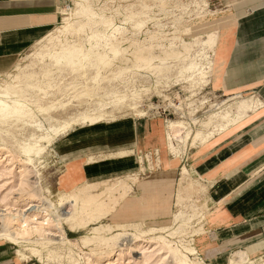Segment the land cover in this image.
I'll return each instance as SVG.
<instances>
[{"label":"rangeland","instance_id":"1","mask_svg":"<svg viewBox=\"0 0 264 264\" xmlns=\"http://www.w3.org/2000/svg\"><path fill=\"white\" fill-rule=\"evenodd\" d=\"M65 4L67 5H62L60 9L59 24L45 38L25 52L9 73L0 76V86L23 84V88H27L28 91L35 89L34 99L37 98L33 101L34 103L27 102L32 113L31 116L22 119L26 122L21 119L20 122L16 121L14 117L12 119L4 117L5 121L3 117L2 120L0 119V130L4 129L0 131V148L3 149L0 150V215L7 212L6 209L11 210L12 213L21 211L27 215L32 214L33 209H27L32 203L22 197L21 189L26 183L28 185L26 188L29 187V190L35 193L33 204L39 203L47 206L49 202L56 203L61 195L55 188L62 167L54 146L57 139L63 135L57 137L42 154L36 156L32 153V162L27 163L23 161L24 155L18 154L15 141L29 140L30 131H34L36 135H43L49 128L63 121L95 112L103 113L105 117H108L101 123L123 117L142 116L159 118L166 125L167 121L177 120L187 125L189 136L184 141L181 139L179 143L173 142L177 150L174 153L169 149L171 153L169 154L183 156L189 143L190 146H195L208 139L209 132L213 134L217 131L218 125L225 122L221 120V115L227 113L233 115L237 101L242 99L215 97L208 91L213 71L212 47L219 25L217 20L224 13L217 9L216 0H67ZM76 6L88 9L89 13L77 10L69 29L64 33H58V28L63 24L66 13L73 11ZM144 7H148V10ZM141 8L145 9V13ZM133 10L136 14L128 16L130 15L128 12L133 13ZM74 42H81L80 47L83 52L88 50L94 53L95 50H100L103 56L101 54L102 57L98 62L102 64H99L97 68L91 63L86 69L72 68L62 62L63 59L66 60V53L62 52L64 55L61 52V54L58 53L60 50L56 51L53 48V51H46L43 55L34 51L40 43L48 44V46L53 44L61 46ZM106 44L109 45L106 46ZM31 58L35 60L31 61ZM194 59L202 62L203 71L208 72L205 73L206 82L198 81L194 84L196 79L187 69V65ZM95 62L97 63V60ZM29 74L35 80L28 81ZM132 105L138 106L139 114L132 113L130 109ZM124 112L126 114H122ZM212 113L216 114L217 120L215 119L208 128L203 129L202 122ZM110 116H113V120ZM31 119L33 124L29 121ZM24 123L28 125L25 126ZM18 126L21 128H17ZM201 131L203 132L202 138L191 139L192 135ZM166 133L168 134V131ZM204 135L205 139H203ZM30 143L37 142L32 140ZM136 178L135 176L126 180L134 182ZM188 181L192 186L184 188L181 187L183 180H180L175 208L172 212L173 217L171 216L165 224L154 226L143 222L117 224L118 220H115L113 216L119 208V199L124 197L127 191L123 196L121 195L122 197L120 193L116 195L119 199L113 211L111 210L105 218L88 223L76 233L70 231L63 223H52L48 225L49 231L52 232L51 238L32 240L19 245L0 238V244L11 247V251L18 258L37 260L39 264H87L83 253L91 254L95 263L99 257V250H110L112 247L104 248L102 246L104 243L99 240L89 241L91 232L94 231L93 228L98 226L103 235L121 232L123 236L121 235L118 239V243H122L121 247H127L129 243L126 241L133 235L149 237L159 234L164 235L168 241L170 240L169 242L173 241L170 243L172 247L174 243L175 246L183 248L182 251H185L186 247L191 249L193 248L192 236L197 233L194 224H199L202 220L203 209L198 203L201 190L195 187L196 183L194 184L191 180H187V183ZM117 182L106 186H113ZM88 189V187L79 188L69 194ZM106 197L108 198V194L106 195L105 192L100 195L102 199H107ZM55 215L56 213H53L51 217ZM38 219H41L40 216ZM2 229L0 221V232ZM60 234L67 239L74 240L77 244H69L65 239L59 240ZM94 249L99 250L95 252ZM188 249L184 253L189 258L201 261L196 253H190ZM131 255L130 259L139 256L138 252H133ZM127 259H129L128 256H125L117 262L125 264ZM263 262L264 258L258 261L259 264ZM235 264L256 263L246 260V262L241 261Z\"/></svg>","mask_w":264,"mask_h":264},{"label":"crops","instance_id":"2","mask_svg":"<svg viewBox=\"0 0 264 264\" xmlns=\"http://www.w3.org/2000/svg\"><path fill=\"white\" fill-rule=\"evenodd\" d=\"M62 5L61 0H0V76L59 24ZM216 5L224 13L217 20L208 91L242 98L251 108L204 142L189 143L183 156L170 155L166 124L156 117L79 125L55 142L62 167L55 188L69 194L97 186L99 193L136 176L113 218L117 224L154 226L173 217L180 180L184 188L191 180L201 190L203 209L192 236L197 258L205 264H259L264 258V0H216ZM236 116L234 109L230 118ZM0 264L39 263L0 244Z\"/></svg>","mask_w":264,"mask_h":264},{"label":"bare ground","instance_id":"3","mask_svg":"<svg viewBox=\"0 0 264 264\" xmlns=\"http://www.w3.org/2000/svg\"><path fill=\"white\" fill-rule=\"evenodd\" d=\"M79 3L80 2H78V4ZM81 4H82V2H81ZM142 5H143V3H142ZM80 6H78V7L76 6V8H74L73 11L66 13L67 17L66 16L64 17L63 24L58 28V33H60V34L64 33V32H66V30L69 29L68 27L70 26L71 21L74 20V16L76 15L77 10H80V11L82 10V11L88 12L87 11L88 9H86V10L84 9L85 8L84 5H83L84 8L80 7ZM143 6H145V5H143ZM144 8H141L143 12L148 7L145 9ZM134 10H137V9H134ZM134 10H133V13L128 12V13H130V15H128V16H133L134 14H136V12L134 13ZM128 13H126V14H128ZM77 18H78V16H77ZM101 19H103V18H101ZM104 19H105V17H104ZM124 19H126V18H124ZM71 31H73V30L71 29ZM91 40H93V39H91ZM80 45L82 46L81 42L80 43L74 42L73 44H69V45L64 44L61 46L59 44H56V45L53 44V45L48 46V44L40 43V44H38V46L36 47V49L34 51H36L38 54L43 55L46 51L52 50L53 48L56 49V51L60 50V51H58V53H60V52L61 53L64 52V54L66 53V55H65L66 60L63 59L62 62H64V64H68V66L70 65L72 68L73 67H80L82 69L83 68L86 69V68H88L90 63L94 66L96 65L95 67L97 68L99 66V64H102V62L101 63L98 62L100 60V58L103 56V53H101L100 50H95L94 53L93 52L90 53V52H88V50L86 52H83L81 50ZM108 45L109 44H106V46H108ZM50 53L52 55V52H50ZM116 53H117V51H116ZM101 54H102V56H101ZM57 55H59V54H57ZM54 57H55V55H54ZM61 57H63V56H61ZM61 57H60V59H61ZM31 59H32L31 61L35 60L34 58H31ZM96 60H97V63L96 62L94 63V61H96ZM210 60H212V59H210ZM55 63H56V61H55ZM208 63H210V62H208ZM61 64H63V63H61ZM202 64H203L202 62L195 61V59H194V61H191V63H189L187 65V69L193 73L192 75L196 79L194 84H197L196 82H198V81L203 82V81H205L204 79L207 78L205 73H208V72L203 71L204 69L202 67ZM45 71H46V69H45ZM31 77H32L31 74H29V76L27 77L28 81H30V82L35 80ZM194 84H192V85H194ZM22 85L21 84H18V85L11 84V85L0 86V119L2 117H3V119H4V117H8L11 119L14 117V119H16V121L20 122V119H21V121H23L22 119H26L27 117L31 116L32 111L30 109V105L27 102L34 103L33 101L37 100V98L34 99V96L36 95L35 94L36 91H35V89L28 91L27 88H25L26 89V91H25V89L23 88ZM199 85H201V84L199 83ZM9 87H11L12 89H10ZM38 98L40 99V97H38ZM53 100H55V98ZM35 105L39 106V104H36V103H35ZM250 105H251V103L248 102L247 100H244V99L238 100L237 104L235 106L237 116L235 118L231 119L230 115L228 113L222 114L220 118H221V120H224L225 122L218 125L217 131L221 130L222 128H224V126L230 124L231 122L239 119L243 114H245L246 110L251 108ZM130 109H131L133 114H139L140 113V109L138 108L137 105L136 106H133V105L130 106ZM122 114H126V113L124 112ZM112 117L110 116V119ZM8 118H7V120H8ZM105 118H108V117H105V114H103V113H96L95 112V113L90 114V115L83 114V115H80L79 117L77 116L76 118H73L72 120L63 121L62 123H60L57 126H52L43 135H36V133L34 131H30V133L28 135L29 140L21 141V139L20 140L15 139L16 140L15 141V143H16L15 147L19 151L18 154L21 153L24 155L25 159L23 158V161L30 163V162H32V158H33V156L31 155L32 153H33V155H36V156L42 154L44 152V150H46L48 147L51 146V144L53 143V141L57 137L68 132L69 130L73 129L74 126L84 125V124L92 125V124H95L98 122H102V120H104ZM216 118L217 117H216L215 113H212L211 115H209L202 122V124H201L202 128L203 129L208 128L209 125H211L212 122H214V120ZM226 118H227V120H225ZM28 119H30V118H28ZM5 120L6 119H4L3 121H5ZM112 120H113V118H112ZM16 121H15V123H16ZM29 121H31L33 124L32 119ZM19 122H17V125H19ZM9 125H10V123H9ZM17 125H15V127ZM26 125H28V124H25V126ZM12 126H13V123H12ZM22 126H24V125H22ZM17 128H21V127L18 126ZM3 130H0V131H3ZM15 131L19 132V130H15ZM21 131H22V129H21ZM167 131H168V134L166 133V135H167L168 149H171L172 152L176 153L177 149L173 145V142L176 141L179 143V142H181V139L183 141L185 139H187L189 136V129H188L187 125L185 123H183L182 121L170 120V121H167L166 132ZM183 134H184V136H183ZM202 134H203L202 131L197 132L196 134L191 136V139L192 140H199L198 138H202ZM13 135H16V134H13ZM211 135H212V132H209L207 138H209ZM18 138L19 137H17V139ZM203 139H205V135H204ZM32 140H36L37 143L31 144L30 142ZM0 150H3V149L0 148ZM186 173H187L186 169L183 168L182 169V176L185 175ZM26 186H28L27 183H26L25 187L23 185V187L21 189L22 195H23L22 197H24L25 199L29 200L30 203H32L27 208V209H30V208L33 209L32 214L27 215V214L22 213L21 211L16 212V213H12L11 210L6 209L8 211L5 213L3 212V214L0 215L1 226L3 228L2 231L0 232V238L6 239L9 242H11L12 244H16V245H19L22 243H29L32 240L36 241L39 239L51 238L52 232L49 231L48 225L52 224V223H55V224L63 223L68 227V229L70 231H73L76 233V232L80 231V229L82 227L86 226L88 223L97 222L98 220L105 218V216L107 214H109V212L114 208L115 203H117V201L119 199L115 196V194L120 193V196L121 195L123 196L124 193L129 190L128 188H130L129 182L127 180H120L119 182H117L113 186H108V187L106 186L105 189H103L99 193H97V191H96L97 189L94 186H90V187H88L89 189L87 191L80 190L77 193H73V194H69V195L61 194L58 197V200L56 201V203L49 202V204L47 206H44V205H41L39 203L33 204V202H35V193L33 191H30L29 187L26 188ZM104 192L106 195L108 194V198L106 197L107 199L100 198V195H102V193H104ZM2 206L4 207V205H2ZM6 210H4V211H6ZM53 213H56V215L51 217L53 215ZM39 216L41 219H38ZM93 230L94 231L91 232V236H90L91 240H89V239H87V240H89V241L99 240L102 243H104V245H102V246H104V248L105 247L109 248V246H112V247L110 250L103 249L105 251H102V249L101 250L98 249L100 253L98 252L99 257L95 263L92 260L91 254L83 253V258L87 264H109V263L118 264L117 261H119L121 258L124 259L125 256H128V258H129L126 260L125 264H205L203 261H196L195 260L196 258L195 259L189 258L185 254L187 252L186 249H188L187 247H186L185 251H182L183 248L178 247V245L175 246L174 243H173L174 247H172L170 245V243H172L173 241L169 242L170 240L168 241L164 237V235L158 234V235H153V236H149V237L144 236V235H133V237L129 238L126 241L127 243H129L127 245V247H121L122 243H118V239L122 235L121 232L113 234V235H103L102 230L98 226L94 227ZM176 233H177V231H176ZM58 238H59V240L65 239L69 244H72V245L77 244V242H75L74 240L67 239L61 234ZM84 241H85V239H84ZM119 242H121V241H119ZM96 244H99V243H96ZM102 246H100V247L102 248ZM96 247H98V246H96ZM98 250L94 249L95 252ZM188 251L190 253H196V251L194 252V248H191V249L189 248ZM133 252H136V253L138 252L139 256H136L134 259H132V258L130 259V257L132 256L131 254ZM260 264H264V262L260 263Z\"/></svg>","mask_w":264,"mask_h":264},{"label":"built area","instance_id":"4","mask_svg":"<svg viewBox=\"0 0 264 264\" xmlns=\"http://www.w3.org/2000/svg\"><path fill=\"white\" fill-rule=\"evenodd\" d=\"M61 1H63V5H67V4H65L66 2H67V0H61Z\"/></svg>","mask_w":264,"mask_h":264}]
</instances>
